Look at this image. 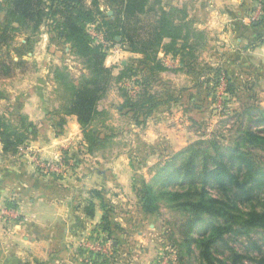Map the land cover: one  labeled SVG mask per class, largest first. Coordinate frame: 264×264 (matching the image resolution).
<instances>
[{"label":"crops","instance_id":"crops-1","mask_svg":"<svg viewBox=\"0 0 264 264\" xmlns=\"http://www.w3.org/2000/svg\"><path fill=\"white\" fill-rule=\"evenodd\" d=\"M163 2L186 5L194 25L207 32L206 46L197 53L199 68L232 64L240 72L244 62H249V96L251 101L260 96L264 103V22L258 27L250 24L256 11H250L253 0ZM261 12L260 8L257 15ZM52 43L43 27L37 37L15 41L22 59L35 70H15L0 79V115L26 114L36 127L29 147L45 160L67 152L75 164L63 177L42 175L18 152L5 154L0 143V264H138V249L147 236L141 228L148 214L143 211L135 178L150 172L151 159L158 157L159 138L170 136H160L166 126L155 118L156 111L144 125L129 121L120 111L117 90L111 88L99 108L111 115L106 123L116 127L111 140L120 148L87 153L76 117L55 113L62 99L49 69L58 65L52 53L46 52ZM62 47L68 52L67 45ZM159 56L185 72H177L182 74L178 80L172 75L170 83L191 88L179 58ZM129 58L140 56L111 50L105 65L113 67L116 75L117 63L124 65ZM186 142L181 136L176 149ZM105 214L110 232L97 229ZM96 245L105 246L106 252H99Z\"/></svg>","mask_w":264,"mask_h":264},{"label":"trees","instance_id":"trees-1","mask_svg":"<svg viewBox=\"0 0 264 264\" xmlns=\"http://www.w3.org/2000/svg\"><path fill=\"white\" fill-rule=\"evenodd\" d=\"M101 4L112 14L107 15L100 8ZM257 4H260L262 12L257 19L250 21L255 27L264 22V0H253L250 11L253 12ZM0 11L3 13V17H0V79L11 76L15 70L26 69L28 62L22 59L20 49L16 52L18 57L14 58L7 48L19 34L25 33L27 39L36 37L41 27L45 28L50 40L67 45L69 54L81 65L77 75L65 66H54L51 74L62 99L55 113L76 117L85 150L89 154L104 148L115 135L104 131L109 128L106 123L109 115L99 108L101 100L114 83L121 84L123 80L132 79L139 87V91L132 97L123 86L119 89L123 98L120 111L130 116L135 124L144 125L160 105L175 101L171 94L162 99L160 94L150 89L159 73L169 70L160 54L179 58L187 72L192 69L201 72L206 68L197 65V53L207 42V32L194 25L186 5H166L163 0H4L0 3ZM90 24L95 25L104 43H117L123 51L137 54L140 58L121 65L115 75L114 68L105 65L108 46L90 35L87 28ZM222 77L226 82L225 92L234 93L236 84L232 82V76L226 68L220 66L211 68L202 83L209 92V82L213 81L211 87L214 89ZM249 98L253 99L251 96ZM250 105L249 113L250 110L258 112L256 116L260 120L254 122L259 124L257 128L238 129L234 145L225 151H220L218 144L211 142L217 156H210L205 149L198 151L193 145L185 148L177 155L182 156L183 164L173 166L168 180L173 175L189 177L191 181L188 188L161 193L164 195L162 198L174 201L170 207L190 213L182 227L192 229L203 220L202 214H215L220 219L211 224L197 241V255L202 264L221 263L213 247L222 234L234 230V224L240 222L245 227L264 229V209H241L243 200L249 202L251 192L264 188V169L255 165L251 152L252 148L264 149V111ZM35 136L36 127L26 114L7 112L0 115V143L5 154H16L20 146L34 140ZM203 143L201 141L196 144ZM188 151L191 152L185 154ZM224 155L231 159L229 165L224 161ZM208 160H211V165ZM234 165L237 166L236 170ZM211 177L218 181L222 193L218 189L217 194H209L206 184ZM199 181L202 186L197 192L194 188ZM226 186L236 187V191L231 192ZM138 193H142L145 212L157 211V195L151 185L145 184L142 189H138ZM97 229L110 232L108 214H105ZM172 241L178 249L181 248L180 241L174 238ZM178 251V262L186 264L182 260V253ZM187 251L191 252L190 247ZM256 262L264 264V256Z\"/></svg>","mask_w":264,"mask_h":264},{"label":"rangeland","instance_id":"rangeland-1","mask_svg":"<svg viewBox=\"0 0 264 264\" xmlns=\"http://www.w3.org/2000/svg\"><path fill=\"white\" fill-rule=\"evenodd\" d=\"M100 8L106 13L109 11L103 4H101ZM20 37L27 38L26 34L22 33L17 35L15 39L18 40ZM15 39L7 49L11 56L17 58L18 55L16 52H18L20 48L16 45L18 43L15 44ZM52 41V45L47 47L46 52L52 53L55 59H57L56 64L58 65L54 66H65L74 75L79 74V68H81L79 62L71 56L69 52L65 51V49L63 50V45L61 43L57 42V40ZM13 46L15 47L13 48ZM205 46L206 44L202 49H204ZM107 50L109 54L111 50L122 51V48L119 44L115 43L108 45ZM1 55H4L3 51ZM133 60L135 59L129 58L127 62H132ZM165 65L169 70L159 73L158 79L152 82V88L150 89L153 93L160 94L162 99H165L168 94H171L175 98V101H168L155 110V118L161 121L162 126H166L163 128L164 131H161L162 135L160 136H170V138L168 140H161V138H159L160 149L158 150V157L151 159L150 163L153 165L150 172L148 174L143 173L144 175L138 177L140 179L135 178L138 189H142L145 184L152 186L155 192L154 194L157 195L155 202L158 207L157 211L152 213L145 212L143 209V211L148 214V218L141 230L143 233L145 232L147 236L142 238V247L138 249L136 262L138 264H181L177 259V253L179 252L178 250H180L182 253V260L186 262V264H202L197 255V241L207 231L211 224L219 222L220 219L216 217L215 214H202L203 220L197 222L192 229L182 227V223L187 220L190 213L181 208L170 207L174 201L167 200V197L162 198L164 195H161V193L172 192L175 189L182 188V190H186L189 186L191 180L189 177H184L182 175H173L172 179L168 180L171 176L170 172L173 166L176 164H183L181 162L182 156H177L180 152L193 145L198 151L205 149L210 156H217V153L210 143L216 142L220 151H225L227 150L226 148L232 147L234 145V140L238 136V129L249 127L257 128L259 126V124L254 123L260 120L256 116L258 112L256 110H250L249 113V105L251 104L254 108L257 107L258 110L264 111V103L260 99V96H255L253 101L249 98V62H244V68H242L240 72L235 71L232 64H227L229 67L227 66L226 68L232 76V82L236 84L234 93L232 94H227L225 92L226 82L223 77L219 79V83L214 89L211 87L213 81H210V91H207L202 80L207 79L210 74L212 66L209 64L204 65L206 67V72L204 70L198 72L193 69L188 72L186 71V75L191 83V88L183 86L182 83H179V85L174 83L173 86L170 83L172 75H177L176 80H178L182 74L178 75L177 72H184V70L171 67L168 64ZM54 66H51L49 69L51 70ZM117 66V68L120 69V62L117 63ZM34 70V65L28 63L24 71L31 72ZM124 81L126 80H123L119 85L114 83L111 87L117 90L118 98L121 100L119 105L123 102L119 89H127L131 97L135 95L130 94L131 86L125 85L126 82L124 83ZM128 82L134 84L132 79H128ZM244 110L246 111L244 112ZM108 115L111 117L110 114ZM125 116L129 121L133 122L130 116ZM150 117L147 118L146 122L151 120ZM117 121V124L122 122L119 119ZM115 128L109 126L108 130L104 131L115 133ZM131 133L133 132L131 131ZM181 136L188 142H186V145L181 149H176L180 146L179 140ZM131 137L132 136H128L127 138L131 139ZM201 141L204 143L196 144ZM119 145L121 144H117L113 140H110L107 142L106 148H99L98 151L117 150L120 148ZM190 152L191 151L185 152V154ZM251 152L256 162L255 165L264 169V149L252 148ZM185 154L182 155L184 156ZM174 156L177 157L174 158ZM199 160L200 164H202V156H200ZM208 161L211 165V160ZM224 161L227 165L231 163V159L227 155H224ZM195 162H197V159H195ZM233 168L236 170L237 166L234 165ZM196 175H198V173ZM201 186L202 182H197L194 190L198 192ZM206 187L210 195H215L218 191L222 193L221 186L213 177L209 178ZM226 187L231 190V192L236 191V187ZM141 196L142 193H138L139 199H141ZM245 208H255L256 210L264 209L263 187L251 192L249 202L246 200L242 201L241 209L245 210ZM233 226L234 230L230 233L222 234L213 247L215 249V255L221 259V263L219 264H257L256 260L264 256V229L260 227H245V225L240 222ZM173 238L181 242V248L178 249L177 246H175L172 241ZM188 247H190V253L187 251Z\"/></svg>","mask_w":264,"mask_h":264},{"label":"built area","instance_id":"built-area-1","mask_svg":"<svg viewBox=\"0 0 264 264\" xmlns=\"http://www.w3.org/2000/svg\"><path fill=\"white\" fill-rule=\"evenodd\" d=\"M260 11V4H257L256 11L252 14L251 20L257 19V14ZM88 31L92 37H94L97 41L102 42L104 46H108L103 42L102 37L95 30V25H88ZM108 51V50H107ZM108 54V53H107ZM126 82V83H125ZM125 85L131 86L130 94H135L138 91V86L128 82V80L124 81ZM18 155L25 156L29 164L32 165L34 170L42 175H50L56 177H63L67 173V171L75 164V160L71 158L69 155L64 154L63 152L55 159L45 160L41 158L39 153L29 147L26 143L19 147ZM99 252H106V247L103 245H96Z\"/></svg>","mask_w":264,"mask_h":264},{"label":"water","instance_id":"water-1","mask_svg":"<svg viewBox=\"0 0 264 264\" xmlns=\"http://www.w3.org/2000/svg\"><path fill=\"white\" fill-rule=\"evenodd\" d=\"M107 13H108V15H111L112 14V12L110 10Z\"/></svg>","mask_w":264,"mask_h":264}]
</instances>
